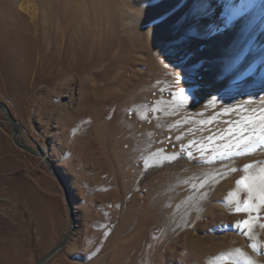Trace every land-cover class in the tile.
Returning a JSON list of instances; mask_svg holds the SVG:
<instances>
[{
    "label": "rangeland",
    "instance_id": "374dc122",
    "mask_svg": "<svg viewBox=\"0 0 264 264\" xmlns=\"http://www.w3.org/2000/svg\"><path fill=\"white\" fill-rule=\"evenodd\" d=\"M122 1L137 14L144 0ZM156 4L153 16L169 12V0ZM74 7L75 2L64 21L76 17ZM215 7L214 0H199L196 13L217 21L221 15ZM90 17L84 24L92 31ZM141 22L132 26L136 35L124 37V47L105 48L100 57L103 71L94 80L84 81L83 87V78L77 76L57 94L42 82L32 92L31 87L26 88L32 59L27 61L24 75L17 77L25 87L19 98L11 100L0 86V102L20 126L18 137L31 148L43 152L46 149L44 153L60 175L74 210L72 234L42 264H244L245 259L264 264V204L257 200L264 186V147L245 150L228 159H213L214 154L227 151L231 141L221 140L217 143L221 147L215 144L216 152L210 153L205 148L210 145L208 142L190 150L171 144V135L167 134L165 149L170 144L171 154L153 153L141 158L129 153L120 128L126 112L121 105L124 96L115 92L107 97L104 89L116 83L114 89L118 90L130 72H147L146 82L153 81L148 62L155 48L149 35H138L145 26ZM154 25L158 27L160 23ZM180 29L170 37L171 43L178 45L182 56L191 57L197 48L189 35L191 22ZM4 56L0 49V62ZM205 70H210L209 62ZM104 71L106 78L102 77ZM244 73L231 85L241 87L248 83L255 88V71L246 68ZM248 74L250 80L243 81ZM140 80L139 77L137 81ZM87 90L96 93L95 103L76 108L80 91ZM23 109L27 110L31 130L23 122ZM107 119L114 121L115 128H88L92 121ZM259 120L250 118V130L243 134L255 139ZM11 130L0 109V264H32L65 235L68 211L64 192L43 159L18 148ZM234 135L241 136L238 132ZM246 165L251 167L245 168ZM245 177V182L255 188L250 203L259 211H235V201L243 206L249 196L242 185H237ZM249 218L252 228L245 236L234 225Z\"/></svg>",
    "mask_w": 264,
    "mask_h": 264
},
{
    "label": "bare ground",
    "instance_id": "6f19581e",
    "mask_svg": "<svg viewBox=\"0 0 264 264\" xmlns=\"http://www.w3.org/2000/svg\"><path fill=\"white\" fill-rule=\"evenodd\" d=\"M157 1L144 0L135 14L122 0H63L62 4L59 0H0V49L5 54L0 62L1 89L11 100L19 98L25 87L17 77L24 75L30 59L32 70L25 84L32 92L42 82L57 94L77 76L83 78V87L84 81L94 80L103 71L100 57L105 48L124 47V37L136 35L132 26H139L143 20L145 26L138 35H149L154 44L148 62L153 81L147 83V72L140 70L124 76L118 90L114 89L116 83L104 89L107 97L115 92L124 96L121 105L126 112L120 130L130 154L141 158L153 153L171 154L170 144L165 149L167 134L171 135V144L178 147L193 150L208 142L205 148L216 152L215 144L221 140L232 144L239 139L234 132H248L252 117L261 118L255 128L260 133L264 129V0H214L221 15L217 21L196 13L199 0H169V9L175 15L166 22L161 19L165 13H151ZM74 2L76 17L64 21ZM90 16L92 31L84 24ZM177 20L191 22L189 35L197 47L191 57L182 56L178 45L171 43L170 37L181 30ZM155 22L160 25L155 26ZM237 54L243 56L238 58ZM208 62L210 70H205ZM246 68L255 71L256 87L247 86V82L239 83L242 88L238 84L233 87L231 83ZM250 74L243 81L250 80ZM95 101L94 90L80 91L76 108ZM26 111L22 110L23 122L31 130ZM106 127L113 129L114 121H92L88 125L93 131Z\"/></svg>",
    "mask_w": 264,
    "mask_h": 264
},
{
    "label": "snow or ice",
    "instance_id": "6c2138e0",
    "mask_svg": "<svg viewBox=\"0 0 264 264\" xmlns=\"http://www.w3.org/2000/svg\"><path fill=\"white\" fill-rule=\"evenodd\" d=\"M175 15V11L174 10H169L168 13H165L161 19L162 21H167L168 18H170L171 16ZM188 21L185 20L184 23L182 24L179 20H177V24H179L181 27L184 26V24H187ZM176 81L174 80L173 83H175ZM254 135L256 136L255 139H253L252 136H245L243 133L241 134L240 138L236 141V143L234 145L229 144L227 146V151L224 152H220L217 154L213 155V159H228L231 156L234 155H240L242 153L245 152V150L247 151H252L255 147H264V129L261 130L260 133H254ZM251 167V165H246L245 168H249ZM229 171H235L236 169H228ZM261 172L264 173V169H261ZM248 178H242L241 180L237 181V185L238 186H243L245 188V190L249 193V196L247 199H245L243 201V206H241V203L239 200L235 201L236 203V208L235 211L236 212H251L253 210L259 211L258 208H254L252 203H250V201L252 200V192L255 190L253 185H250L248 183H246L245 181ZM203 184V182H202ZM230 196L235 195L234 193H230ZM257 200L261 203L264 204V186L261 187L260 189V194L257 196ZM234 227L238 228L239 230H241V234L247 236L249 235V232L251 231L252 228V220L251 218L249 219H245L243 221H238L236 223V225H234ZM245 229H248V231H245ZM252 247L255 249V245H252ZM237 252H239V249L236 250ZM241 255H243L241 253ZM244 264H252V262L248 259H245Z\"/></svg>",
    "mask_w": 264,
    "mask_h": 264
},
{
    "label": "water",
    "instance_id": "95a60500",
    "mask_svg": "<svg viewBox=\"0 0 264 264\" xmlns=\"http://www.w3.org/2000/svg\"><path fill=\"white\" fill-rule=\"evenodd\" d=\"M0 109L3 111L4 115L6 116L7 120L9 121V123L12 126V130H11V138L12 141L14 142V144L34 155L37 157H41L44 161V164L47 168V170L54 176V178L58 181L59 185L61 186L63 192H64V196H65V201H66V207H67V211H68V230L65 233V235L62 237V239H60V241L58 243H56L48 252H46L44 255H42L39 259H37L36 261H34L32 264H42L43 262H45L49 257H51L54 253H56L69 239L70 235L72 234L73 228H74V210L72 208V205L69 201L68 198V194H67V190L64 186V183L60 177V175L56 172V170L54 169V167L52 166V164L50 163V161L48 160V157L46 156V154L42 151V150H37L34 148L29 147L27 144L24 143V141L18 137L19 133H20V126L19 124L16 122V120L12 117V115L10 114L8 108L6 107V105L2 102H0Z\"/></svg>",
    "mask_w": 264,
    "mask_h": 264
}]
</instances>
